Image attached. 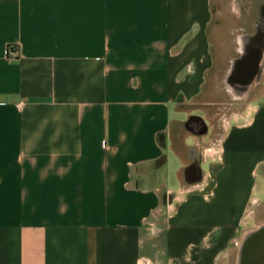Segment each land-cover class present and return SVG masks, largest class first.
<instances>
[{
  "label": "crops",
  "instance_id": "obj_1",
  "mask_svg": "<svg viewBox=\"0 0 264 264\" xmlns=\"http://www.w3.org/2000/svg\"><path fill=\"white\" fill-rule=\"evenodd\" d=\"M263 16L264 0H0V264H236L264 222V71L211 118L213 36L224 76L264 59Z\"/></svg>",
  "mask_w": 264,
  "mask_h": 264
},
{
  "label": "water",
  "instance_id": "obj_2",
  "mask_svg": "<svg viewBox=\"0 0 264 264\" xmlns=\"http://www.w3.org/2000/svg\"><path fill=\"white\" fill-rule=\"evenodd\" d=\"M255 48L258 55L261 56L264 49L263 39ZM247 55L248 54H245L244 57L238 61L239 63H236L240 71H245L243 72L244 75L247 71H249L251 66L250 59L246 58ZM254 68L256 80L260 81L264 71V59H256ZM244 78L245 88L243 90V94L245 95L253 83V78L250 76L249 78ZM236 264H264V222L245 233L239 245Z\"/></svg>",
  "mask_w": 264,
  "mask_h": 264
},
{
  "label": "rangeland",
  "instance_id": "obj_3",
  "mask_svg": "<svg viewBox=\"0 0 264 264\" xmlns=\"http://www.w3.org/2000/svg\"><path fill=\"white\" fill-rule=\"evenodd\" d=\"M221 37L224 39H227L228 37V33L226 30H221ZM213 40L215 41L214 43V51H215V71L214 74H212L210 76V80L208 82L209 84V100L210 102H215V105H213L214 107H210L208 109L209 111V116L211 118H213V116H225L227 114H229V111L232 110L231 108H227L225 107L226 103L230 102L232 100L231 95L228 94L227 89H226V85L223 83L222 78V68L225 64L224 58L226 57V55L231 51V45H228L227 48L224 47L223 49H219V38L216 34H214L213 36ZM230 50V51H229ZM264 81V79H263ZM219 106V109H218ZM202 111L201 109L194 107L191 109V115L192 116H201ZM213 122V121H212ZM193 129L195 131L200 130L201 127V122L200 121H192L191 123ZM214 126H216V124H212ZM204 168H208V165H205Z\"/></svg>",
  "mask_w": 264,
  "mask_h": 264
},
{
  "label": "flooded vegetation",
  "instance_id": "obj_4",
  "mask_svg": "<svg viewBox=\"0 0 264 264\" xmlns=\"http://www.w3.org/2000/svg\"><path fill=\"white\" fill-rule=\"evenodd\" d=\"M262 21H264V16L262 18ZM255 46L257 47V44ZM244 55L245 53H242L240 57L236 59H232L230 61L229 69L226 71L225 75L222 78L223 83L226 85L228 94L231 95L232 99L235 100H240L241 97H245V99L250 98L251 96L255 95V93L260 89L262 84V76L260 81L256 80L255 68H254L255 60L250 59L251 66L249 71L245 73L246 76L243 74V72L245 71L242 70L240 71V69L238 68L237 66V64L239 63L238 61H240L241 58L244 57ZM249 76L253 78V83L249 91L244 95L243 94V90L245 88L244 77L249 78ZM194 170H195V163H193L189 167V172H193Z\"/></svg>",
  "mask_w": 264,
  "mask_h": 264
}]
</instances>
